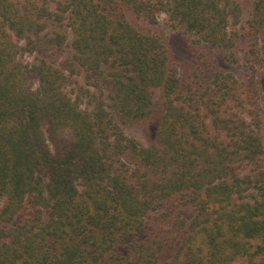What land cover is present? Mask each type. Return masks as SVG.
<instances>
[{"label": "trees", "instance_id": "16d2710c", "mask_svg": "<svg viewBox=\"0 0 264 264\" xmlns=\"http://www.w3.org/2000/svg\"><path fill=\"white\" fill-rule=\"evenodd\" d=\"M0 264H264V0H0Z\"/></svg>", "mask_w": 264, "mask_h": 264}, {"label": "rangeland", "instance_id": "374dc122", "mask_svg": "<svg viewBox=\"0 0 264 264\" xmlns=\"http://www.w3.org/2000/svg\"><path fill=\"white\" fill-rule=\"evenodd\" d=\"M240 1L244 4L246 12H249L251 0ZM158 29L168 41L173 57L181 63V68L185 72L188 65L194 61V48L190 46L187 38L183 35H180L173 28H171L164 18H162L158 24ZM201 48H204L205 51H208L214 58L218 59L219 64L229 66L227 61L223 58V53L219 49L206 46H201ZM156 104L158 108L160 106L159 96L156 98ZM158 125L159 117L157 113L154 118L129 126L128 132L135 136L141 143L149 144L154 138Z\"/></svg>", "mask_w": 264, "mask_h": 264}]
</instances>
